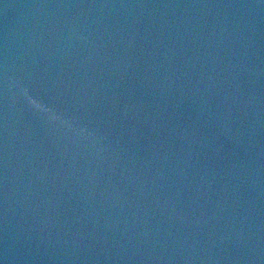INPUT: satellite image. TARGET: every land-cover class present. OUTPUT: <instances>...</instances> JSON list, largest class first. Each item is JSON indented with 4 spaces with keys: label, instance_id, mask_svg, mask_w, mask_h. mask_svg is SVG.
I'll list each match as a JSON object with an SVG mask.
<instances>
[{
    "label": "water",
    "instance_id": "water-1",
    "mask_svg": "<svg viewBox=\"0 0 264 264\" xmlns=\"http://www.w3.org/2000/svg\"><path fill=\"white\" fill-rule=\"evenodd\" d=\"M0 264H264V0H0Z\"/></svg>",
    "mask_w": 264,
    "mask_h": 264
}]
</instances>
